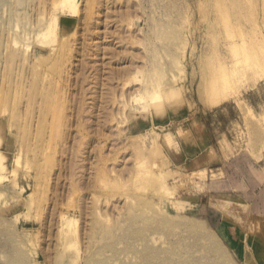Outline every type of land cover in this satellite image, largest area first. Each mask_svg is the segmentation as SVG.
Masks as SVG:
<instances>
[{
    "label": "rangeland",
    "instance_id": "obj_1",
    "mask_svg": "<svg viewBox=\"0 0 264 264\" xmlns=\"http://www.w3.org/2000/svg\"><path fill=\"white\" fill-rule=\"evenodd\" d=\"M149 202L264 264V0H0V264H87Z\"/></svg>",
    "mask_w": 264,
    "mask_h": 264
},
{
    "label": "bare ground",
    "instance_id": "obj_2",
    "mask_svg": "<svg viewBox=\"0 0 264 264\" xmlns=\"http://www.w3.org/2000/svg\"><path fill=\"white\" fill-rule=\"evenodd\" d=\"M65 1L68 4L70 3V0ZM72 7L66 6L65 8L71 13L70 9ZM64 12L66 14V10ZM17 56H12L11 58L17 60ZM24 58L25 56L21 60ZM160 92L156 90L152 95L155 98L153 101L155 104V100L160 98ZM167 94L168 96L165 100L171 99L167 103L169 104V109L173 110L174 102L176 103L174 92L171 89L167 91ZM162 188L167 189L168 184L162 183L160 189ZM167 194L169 193L167 192ZM150 205V202L147 207L130 204L126 206L124 213L119 215L117 220L112 222V224L109 223L110 225L105 223L107 216L105 219L102 218L104 220L100 219L102 216L99 218L103 222L92 220L89 245L93 251L89 255V261L93 264H108L106 260H96L97 253L110 251L118 254L120 253L117 248L119 244H122L124 248L122 250L128 253L134 249L135 244L139 243L141 248L133 253L137 261L124 264H231L221 240L213 231L206 229L202 223L197 224L194 221L185 219V217H178L176 220L160 213L154 216L149 214L148 216L144 210L152 208ZM108 220L107 222H109ZM111 220L113 219H110V222ZM64 221L67 222V220ZM70 226L72 225H67V227ZM154 234L165 238L156 247L151 246L149 244L150 239L146 238L147 235L153 236ZM90 262L88 263L92 264Z\"/></svg>",
    "mask_w": 264,
    "mask_h": 264
},
{
    "label": "crops",
    "instance_id": "obj_3",
    "mask_svg": "<svg viewBox=\"0 0 264 264\" xmlns=\"http://www.w3.org/2000/svg\"><path fill=\"white\" fill-rule=\"evenodd\" d=\"M235 96V93L234 94H229L228 95V97L226 98V99H222L220 102H218L217 104H215V105H219L220 103H222L223 101H225V100H228V99H230L231 97H234ZM170 141L168 140V143H169Z\"/></svg>",
    "mask_w": 264,
    "mask_h": 264
}]
</instances>
